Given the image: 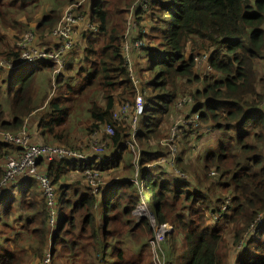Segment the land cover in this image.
<instances>
[{"label":"trees","instance_id":"obj_1","mask_svg":"<svg viewBox=\"0 0 264 264\" xmlns=\"http://www.w3.org/2000/svg\"><path fill=\"white\" fill-rule=\"evenodd\" d=\"M133 2H86L97 29L84 32L87 44L81 60L67 61L53 78L62 92L47 101L48 116L38 121L44 144L72 147L69 134L56 130L70 117L87 116L93 130L111 122L116 101H133L135 88L121 49L125 14ZM59 3L64 4L55 0ZM36 6L37 0H0V55L6 59L16 60L19 51L6 41L5 31L21 26L18 19L33 14ZM144 14L149 15L150 29L148 35L141 30L137 38L144 39L147 65L154 73L152 93L144 97L134 137L128 127H115L111 144L101 154H87L81 160H38L39 171L45 172L57 195L53 206L34 176L20 175L16 183L0 185V264H39L48 243L52 264H154L157 255L149 246L152 227L146 218L131 216L140 197L131 178L135 170L136 180L146 184L154 201L156 223L169 222L175 230L166 253L159 252L162 264H219L217 249L222 242L233 249L228 256L232 264H264V0H150ZM59 17V11L51 9L40 17L36 31L50 29ZM188 41L194 52H204L208 73L195 69L201 52L187 54ZM16 67L9 71L13 74L4 94L0 92L2 131L21 128L37 108L33 103L37 96L41 99L43 82L51 84L55 64L36 60ZM178 80L186 86L199 82L189 93L188 112L221 136L214 148L200 142L205 150L198 166L190 160L182 165L183 158H178L177 168L185 176L177 173L172 179L157 170L168 165L148 164L166 154L154 141L180 97ZM184 131L192 133L189 127ZM127 141L139 155L137 169L134 164L123 174L121 151L133 153ZM185 150H190L189 143ZM19 152V147L0 140V181L6 156ZM86 169L97 177L108 172L115 179L97 188L67 182L69 171ZM211 170L218 173L217 180L208 175ZM225 195L229 200L222 210ZM51 208L57 215L49 233ZM209 212L221 213L214 226L207 223Z\"/></svg>","mask_w":264,"mask_h":264},{"label":"rangeland","instance_id":"obj_2","mask_svg":"<svg viewBox=\"0 0 264 264\" xmlns=\"http://www.w3.org/2000/svg\"><path fill=\"white\" fill-rule=\"evenodd\" d=\"M72 1H74V0H63L64 4L61 5V3L55 4V0H37V6L35 9V12H33V14H29L28 17L18 19L19 22L22 24L21 26H19L16 29H8L7 31H5L6 41L12 47H13L14 41L17 45V43H18L17 41L21 38V36L24 33L28 32L27 30H29L30 28L36 26V23L39 21L40 17L43 14L48 13V11L50 9H56L57 11L60 10V12H61V10L68 3L72 2ZM87 1L88 0H85V2H87ZM84 12L86 14L90 15V4L84 6ZM143 13H147V11H145ZM143 13H141L139 15V17L133 13V15H132L133 24L130 26V28H126L125 27L126 21L124 22L123 40L121 43L122 44L121 49L123 48V44L125 42H127V44H129V54L128 55H129V58L131 59V63H132V67H133V75L135 76V78H137V80L139 82L140 90L143 93V96L145 97V95L152 93L151 82L153 79L154 70L152 68H148L147 60H146V56H145V52H144V48H143L144 45L142 47H136L134 45V42L136 40H139L138 43H141V44H142V42H144L143 38H137V35H140L139 33L141 32V30H144L145 32H147V35H148L149 29H150L149 28L150 27V21L148 20L149 15L148 14L142 15ZM111 14H112V12H111ZM59 15H60V13H59ZM125 15H128L127 12ZM90 20L93 21L92 19H90ZM121 26H123V24ZM77 28H79V26L74 28L75 29V32H74L75 35L73 37V40L71 41L70 39H67L66 37H64L65 43L60 48H58V51L64 50V52H62V56L64 59H66V62L71 60L74 57L76 58V61L81 60L80 58H82V55H84V53H85L84 48H85L87 42L85 40H83L84 37L78 31ZM137 32H138V34H137ZM39 38H40V35L34 36V38L31 41V46L41 48ZM144 44H145V42H144ZM47 49H50V48H47ZM199 51L200 50H198L196 52H199ZM196 52H194V49L192 47L191 42L188 41L186 44V53L187 54H190V53L194 54ZM200 52L201 53H198L196 58H195V63H196L195 66H197V68H195V69L197 71L201 70V75H203L205 73H208L209 71L206 72V69H205L206 59H205V55H202V53H204V52L203 51H200ZM0 60H7V59L3 55H0ZM2 63H5V66L0 67V92L4 94L6 86L9 83V78L13 74V72L9 73V71L12 70L13 68H9L10 66L5 61H3ZM81 63H82V61L80 62V64ZM26 64H29V63H25L24 65H26ZM18 66L19 65H17L16 69L18 68ZM183 82H184V80H178L177 81V83L179 85H181V88L179 89V96L180 97H178V99L181 98L182 96H185V95L189 96V97H187V96L185 97L186 98L185 103H187L189 101L188 102V105H189V103H191V101H192L191 94H189V93L192 92L193 89L199 87V82L194 83L192 85L190 84L189 86L184 85ZM48 83L49 82H46V81L43 82V86H42L43 87V94L41 95V99H40V96H37L36 101L33 103L34 106H36L37 108H35L32 112H30L29 115H27L24 118V123L29 126L28 132L30 134V137L34 141H41V140H39L40 135L38 134V131H37V124H38V121L42 117L47 118V116H48V113H46V114L44 113L46 110L45 106H46L47 101L52 100L57 95H59L60 92H62V89H58L56 85L54 86L53 84H48ZM4 98H5V96L3 95L2 99L4 100ZM123 101L131 102L129 99L128 100H122L118 103L116 101L117 104L115 103V106H114L112 112L115 111L121 105V103ZM178 101L179 100H177V102ZM188 105H184L182 107H176L173 105L172 109L170 110V112L167 115L166 121L160 127L161 136L159 138H156L154 142L156 143L157 146H160L161 148H165L166 154H168V152H170V146H168L164 142L162 145L161 142L163 139L168 137L173 131L176 133H179L180 131L184 130V128L186 126V120L184 119V117L186 116V114H189V112H188L189 106ZM104 124L105 123H100V124H98V126H96L92 130L91 122L87 116H84L83 118H79V115L75 116V117H70V119L66 122V124L63 127H58L56 130L58 132L63 133V134H65V133L69 134L68 139L70 140V144L72 145V147L71 146L67 147V146H65L61 143H57V142L47 143V145L64 146V147H67L70 149H74L75 151L79 152L80 154H95V153H93L95 151L91 148V141H92V139L97 138V136L99 134H103V136L106 138V140H107L106 147L111 144V137L109 135L105 134L103 130H100ZM199 124H200L199 130L196 131L193 136L185 135V131H182L179 133L178 137L175 138V142H176V146H177L176 154L180 155V158H183V160L181 161L182 165L187 164L190 160L194 165L197 164V166H198L199 165V157L202 155V153L205 150L204 146L210 145L212 148H214V146H212V144L214 142L217 143L219 140V137L221 136L220 133H218V132L215 135L213 134L214 131H216L214 128H212L210 131L203 129L205 126L210 125L209 123L202 121V122H199ZM114 126L115 127H123V128L128 127L129 128V125L126 121H123L121 123H114ZM190 128L191 127H189V129ZM181 135H183V138L178 140L181 137ZM192 138L194 139V141H193L194 145H193V142H190L189 143L190 150L189 151L185 150L188 146L187 140H190ZM201 141H204L206 143H203ZM200 142H201V144H204V146L201 147ZM41 143H43V142L41 141ZM118 150H120V148ZM108 151H110V150H108ZM103 152H105V150L102 151V153ZM121 155L123 156V158L120 162V169H124L123 174L132 171V169H134V164H135V169H136L137 156H135L132 152L130 155H128L127 149L122 150ZM155 160H157V159H155ZM155 160L150 162L148 165H150L152 167H157V165L155 163L157 161H155ZM132 163H133V166H129V164H132ZM177 167H178V165L175 166L174 169L170 168V167H159V168H157V170L161 171L163 173L164 177L174 179V177H173L174 174L177 175V171H179V168H177ZM85 175H86V177H85ZM98 175L100 176V174H98ZM182 176H185V175H182ZM66 177H67V182L73 183L74 186H78L79 181H81V182L86 183V184L89 183V185H91L93 188H97L99 186V185H93V178L94 177L98 178V180L101 183L105 182V184L109 183L111 180L115 179L114 176H112V174H109L108 172H104L103 174H101L100 177H97V176L91 174L89 172V170L84 171V172L72 170V171H69V173L67 174ZM191 182H194V181L192 180ZM143 187H144V189H143V194L141 196V199H139L138 204L135 205L134 209L132 210L131 216L133 218L135 217V219H139L137 217H141V216L146 215L148 220L150 221V223L152 224V222H153L155 224L156 221H153V219L155 218L154 217L155 213L151 208L154 201L148 192V188H147L146 184ZM36 189L39 190V187L36 186ZM144 197H146L147 199H143ZM137 210H140V212H137ZM54 215L55 214L53 213V216ZM55 222L52 221L50 216H49V219H48L49 233L53 232V230L55 228ZM166 223L169 226V228L167 230H164V233H163L164 237L158 242V244L160 245V251H158V255L155 256V260H154L155 263L154 264H162L159 252L166 253L164 248L167 247L168 240H170V238H172L175 235V230L173 229L172 225L169 222H166ZM207 223L212 224V221H207ZM214 225L215 224H212V226H214ZM223 226H224V222H223L222 226H220V227L223 228ZM224 230L225 229H223V231ZM153 236H154V231H153ZM225 239H226V233L224 234L223 241ZM50 247H51V244L48 243L46 246L45 252L43 253L44 255L47 252L50 254ZM152 248H153V251L156 252L155 251L156 247H152ZM232 250L233 249L230 248L229 244H227L226 242H222L217 249L218 263L219 264H232V256H230L228 258L229 253ZM230 258H231V261H229ZM41 259H39V264H41V262H42ZM50 261H51V259H50Z\"/></svg>","mask_w":264,"mask_h":264},{"label":"built area","instance_id":"obj_3","mask_svg":"<svg viewBox=\"0 0 264 264\" xmlns=\"http://www.w3.org/2000/svg\"><path fill=\"white\" fill-rule=\"evenodd\" d=\"M84 2L85 0H78L67 5L66 8L63 10L60 19L58 20L56 25L52 28L51 35L61 39V44L58 48H60L65 43L64 37L70 39L71 41L73 40V37L75 35L74 33L75 27L79 26V28L77 29L82 35L84 34V32L96 31L97 24L94 21L90 20L91 18L89 14H86L84 12ZM137 11H140L141 13L145 11L148 12L149 0H135L133 2V4L128 9V15L126 17V28H130V26L133 24L132 15L133 13L136 14ZM27 31L28 32L24 33L21 36V38L17 41L18 42L17 45L14 41L15 47L19 51L18 58L16 60H11V59L0 60V67L5 66V63H2L3 61L8 63V65L10 66L9 68H14L17 65L31 63L36 60H49L50 62H53L55 64V68L53 69L54 76L58 75L66 64V59H64L62 56V52H64V50L58 51V48L46 49L43 47L39 48V47L31 46V41L34 38L35 34L32 30H27ZM138 41L139 40H136L134 42V45L136 47H142L144 45V42H142L141 44L138 43ZM122 52L124 54V58L126 61L127 70L135 86V96L132 102L123 101L121 105L115 111L112 112L111 122H106L100 129L103 130L104 133L109 135L110 137L114 134V123H121L123 121H126L128 123L131 132V137H134L137 129V121L140 115L143 113V108H144L143 93L140 90V86L137 78H135V76L133 75V67H132L131 59L129 58L128 55L129 44H127V42L123 44ZM205 69L206 72L210 70L207 67V65L205 66ZM186 96L187 95L182 96L183 98L182 97L179 98L178 99L179 101L178 102L176 101L175 106L182 107L186 105L189 102L188 101L187 103H185ZM263 105H264V100H263ZM184 119L186 120L185 128L191 127L192 134L194 135L195 132L198 131L200 127L199 124L200 121L198 120V116L196 114H189L186 115ZM203 129L210 131L212 127L207 125ZM179 133L173 131L168 137L162 140L161 142L162 145L164 142L165 144L170 146V156L169 158L163 157L159 159L157 162H155L156 164L161 162L167 163L169 165L173 164L177 152L175 138L178 137ZM0 140L2 142H5L7 144H12L13 146L20 148V152L17 153L16 155L6 156L5 169H4L3 177L0 181V185L16 183V180L18 177H20V175L34 176L40 182L46 201L50 206L54 205L57 195L55 194L54 188L51 185L50 180L45 174V172L39 171L37 166V161L40 159L51 161L53 159H63L68 157L81 160V159H86L88 156L87 154H80L74 149H70L60 145L51 146L42 143H35L33 142V139H31L30 134L28 133L27 129L24 126L17 131L0 130ZM126 143L128 147L132 151H134L133 144L130 141H127ZM106 145H107V140L103 136V134H99L97 138H94L91 141V148L95 151L93 152L95 154L102 153ZM209 174L210 176L213 177L214 180L217 179L218 173L216 171H210ZM100 183L101 182L99 180L93 179V185H100ZM224 198H225L224 203L221 206L222 210H224L229 200V195H227ZM50 213H51L50 214L51 220L55 222V215L53 216L54 213L53 208H51ZM219 215L220 214L218 215L214 214L213 219H217ZM258 218L259 217L256 218L257 221H259ZM153 221H156V218H154ZM152 225H154L155 235H154V239L151 240L150 243L152 247H156L155 248L156 252H154L153 248L151 247L152 252L155 255H158V246H159L158 242L164 237L163 234L164 230H167L169 226L166 223L154 224L153 222ZM41 264H50V255L48 252L43 257Z\"/></svg>","mask_w":264,"mask_h":264},{"label":"clouds","instance_id":"obj_4","mask_svg":"<svg viewBox=\"0 0 264 264\" xmlns=\"http://www.w3.org/2000/svg\"><path fill=\"white\" fill-rule=\"evenodd\" d=\"M75 1H78V0H74L73 2H75ZM135 1V0H134ZM150 1V0H149ZM70 3H72V2H70ZM70 3H68L67 5H69ZM66 5V6H67ZM86 5V2H84V6ZM66 6L61 10V13H60V16H61V14H62V12H63V10L66 8ZM130 8V7H129ZM128 8V9H129ZM127 12V14H128V10L126 11ZM149 12V11H148ZM126 17H127V15H126ZM59 19H60V17H59ZM58 19V20H59ZM58 22V21H57ZM56 22V23H57ZM56 23L54 24V26L56 25ZM96 23V22H95ZM126 23V22H125ZM97 24V23H96ZM126 25V24H125ZM53 26V27H54ZM126 27V26H125ZM29 30H32V29H29ZM33 32H34V30H32ZM23 65V64H22ZM195 65H196V63H195ZM205 66H206V64H205ZM133 86H134V83H133ZM134 88H135V86H134ZM143 98H144V96H143ZM175 103H176V101L174 102V106H175ZM186 105H188V103L186 104ZM143 110H144V108H143ZM189 114H195V113H189ZM189 114H186V115H189ZM197 115V114H196ZM112 116V115H111ZM198 116V115H197ZM111 120H112V118H111ZM198 120L200 121V122H202L200 119H199V117H198ZM104 123H106V122H104ZM210 127H212L211 125H209ZM137 127H138V125H137ZM213 128V127H212ZM114 129H115V126H114ZM192 132V131H191ZM191 136H193V134L191 133ZM194 141V139L192 138V139H190V140H187V142L188 143H190V142H193ZM43 144V143H42ZM194 145V144H193ZM117 150H118V148H117ZM137 153H138V155H139V151L138 150H136L135 148H134V151H133V154L135 155V156H137ZM101 154V153H100ZM95 155V154H94ZM169 156H170V152H168V154H165L164 156H162V157H159V158H157V160H155V161H158L159 159H161V158H163V157H165V158H169ZM68 158H72V157H68ZM178 158H180V155H178V154H176L175 155V158H174V161H173V164L172 165H169V164H167V163H164V162H161V163H164V164H166V165H168L169 167H171V168H175V166H177L176 165V160L178 159ZM63 159H65V158H63ZM137 159H138V156H137ZM137 159H136V163H137ZM78 160V159H77ZM176 161V162H175ZM161 163H158V164H156V165H159V164H161ZM148 167H151L150 165H148ZM136 169H137V164H136ZM86 170H88V169H86ZM85 170V171H86ZM212 171V170H211ZM135 172H136V170H135ZM177 173L179 174V175H184V173L183 172H181V171H177ZM210 171L208 172V175L210 176ZM181 175V176H182ZM3 177V176H2ZM217 178H218V176H217ZM217 180V179H216ZM133 181H135L136 182V184H137V188H138V191H139V199H141V196H142V194H143V189H144V185H145V183H143V181H140V182H138L136 179L135 180H133ZM143 199H147L146 197H144ZM151 208H152V210L154 211V217L156 218V221H157V216H156V213H157V211L156 210H154L153 209V205L151 206ZM213 213L212 212H209L208 213V216H209V221H212V224H214V221L216 220V219H213ZM55 216H56V213H55ZM219 216H221V213H220V215ZM137 218H146L147 220H148V218H147V216L146 215H144V216H141V217H137ZM148 222H149V224L151 225V227H152V230L154 231V235H155V229H154V226L150 223V221L148 220ZM162 223H166V222H161L160 224H162ZM167 224V223H166ZM211 224V223H210ZM211 224V225H212ZM154 239V236H153V233H152V237H151V239L149 240V246H150V249H151V251H152V248H151V243H150V241L151 240H153ZM158 251H160L159 250V248H158ZM50 255V254H49ZM45 256V255H44ZM43 256V257H44ZM162 257H163V259L165 260V256H164V254H162L161 255ZM50 259H51V255H50ZM233 259V258H232ZM43 260V259H42ZM233 261V260H232ZM50 264H52V260L50 261ZM167 264H170V263H167Z\"/></svg>","mask_w":264,"mask_h":264},{"label":"crops","instance_id":"obj_5","mask_svg":"<svg viewBox=\"0 0 264 264\" xmlns=\"http://www.w3.org/2000/svg\"><path fill=\"white\" fill-rule=\"evenodd\" d=\"M51 10V9H50ZM50 10L48 11V13L50 12ZM59 13H61L60 12V10H59ZM54 26V25H53ZM53 26L52 27H50V29L48 28L47 30H45L43 33H38L37 31H36V29H35V26L34 27H32V28H30V29H32V30H34V34H35V36L36 35H40V38H39V40H40V46L41 47H43V48H58L59 46H60V44H61V39L60 38H56V37H54V36H52L51 35V30H52V28H53ZM84 40V39H83ZM50 77H51V84H53V78H54V74H53V72H52V74L50 75ZM54 85V84H53ZM55 86V85H54ZM53 92V91H52ZM25 127L26 129H27V131H28V128H29V126L28 125H26L25 123L21 126V128L22 127ZM20 129V128H19ZM19 129H17V130H19ZM17 130H15V131H17ZM31 131V130H30ZM29 133V132H28ZM136 175H137V172H135V175L134 176H132L131 178H132V180H135L136 179Z\"/></svg>","mask_w":264,"mask_h":264},{"label":"bare ground","instance_id":"obj_6","mask_svg":"<svg viewBox=\"0 0 264 264\" xmlns=\"http://www.w3.org/2000/svg\"><path fill=\"white\" fill-rule=\"evenodd\" d=\"M137 212H140V210H137Z\"/></svg>","mask_w":264,"mask_h":264}]
</instances>
